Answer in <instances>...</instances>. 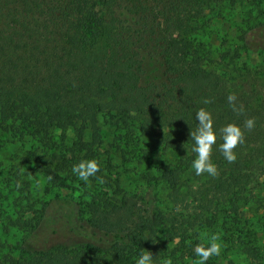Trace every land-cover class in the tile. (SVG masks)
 Listing matches in <instances>:
<instances>
[{"label": "trees", "instance_id": "16d2710c", "mask_svg": "<svg viewBox=\"0 0 264 264\" xmlns=\"http://www.w3.org/2000/svg\"><path fill=\"white\" fill-rule=\"evenodd\" d=\"M217 4L249 22L220 45ZM248 53L264 0H0V264H194L212 235L207 264H264V56ZM200 107L217 129L256 121L234 162L213 152L215 177L190 166ZM93 157L85 184L71 168Z\"/></svg>", "mask_w": 264, "mask_h": 264}, {"label": "clouds", "instance_id": "9594fccd", "mask_svg": "<svg viewBox=\"0 0 264 264\" xmlns=\"http://www.w3.org/2000/svg\"><path fill=\"white\" fill-rule=\"evenodd\" d=\"M227 100L234 112L242 113L244 111L242 104L237 106L235 103V95H228ZM202 103L208 105L211 100L205 98ZM194 119L197 122L195 128L193 129L188 125L190 128L189 138L192 141L190 154H194L190 166L196 176L206 173L210 177H215L219 174L217 165L212 158V154L216 149L220 151L228 163L234 162L237 159L235 149L245 141V129L250 131L256 125L254 118H248L244 121L243 126L235 122H229L217 129L214 127L212 112L205 107L196 109ZM218 138L222 140V143L217 144ZM182 148L186 150V153H189V149L184 144ZM100 169V161L93 157L81 159L72 166L71 171L78 180L87 184L90 178L95 177ZM153 242L156 241L153 240ZM221 251L222 244L219 242V238L212 235L208 238L207 244L198 243L194 247L193 252L196 257L194 264H207L210 257L219 256ZM134 264H154L153 253L150 250L140 252L135 258ZM164 264H171V261L166 260Z\"/></svg>", "mask_w": 264, "mask_h": 264}, {"label": "rangeland", "instance_id": "374dc122", "mask_svg": "<svg viewBox=\"0 0 264 264\" xmlns=\"http://www.w3.org/2000/svg\"><path fill=\"white\" fill-rule=\"evenodd\" d=\"M225 6L226 5L223 6L221 4H217L214 7V11L210 12V16L213 17L212 33H211L212 42L216 45L222 44L224 42V38L228 40L230 39V37L235 36L237 29L239 28L241 23H243L244 25L249 23L245 21L243 18L245 14L244 12L246 11V8L244 6L241 5L238 6V12L244 13L242 15H238V12L236 13L233 10L229 11L228 8ZM217 11H220L221 17L215 18V14ZM261 56H264V54L263 55L250 54V53L243 54L242 62L254 63L257 62ZM162 67H163L162 63L159 60L156 61L155 59H153L149 64V69L151 70V72L155 74H160L162 71ZM240 84H242L241 89L249 88L248 81L246 82L242 81V83ZM261 180L264 181V178H262ZM254 189H256V192L261 191L260 187L258 186L255 187ZM246 214L252 215L253 213L251 212V209H249ZM40 237L47 239V241L45 242L48 244L54 243V241L57 240L55 236H52L50 229L42 233Z\"/></svg>", "mask_w": 264, "mask_h": 264}]
</instances>
